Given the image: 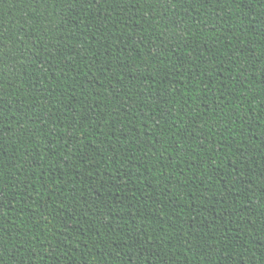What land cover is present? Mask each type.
<instances>
[{"label":"trees","instance_id":"trees-1","mask_svg":"<svg viewBox=\"0 0 264 264\" xmlns=\"http://www.w3.org/2000/svg\"><path fill=\"white\" fill-rule=\"evenodd\" d=\"M0 264H264V0H0Z\"/></svg>","mask_w":264,"mask_h":264}]
</instances>
